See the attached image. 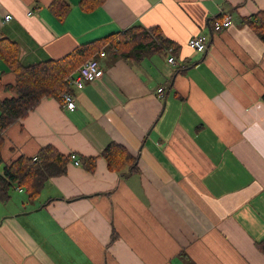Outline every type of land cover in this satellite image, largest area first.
Masks as SVG:
<instances>
[{"label":"crops","instance_id":"1","mask_svg":"<svg viewBox=\"0 0 264 264\" xmlns=\"http://www.w3.org/2000/svg\"><path fill=\"white\" fill-rule=\"evenodd\" d=\"M54 1L0 0V39L24 67L134 26L173 48L105 52L100 78L70 88L75 109L43 99L3 133L6 163L47 146L98 159L0 204V264H264V43L250 25L264 0H62L63 16ZM200 34L204 53L188 46ZM13 83L0 59V100ZM110 143L134 171L108 170Z\"/></svg>","mask_w":264,"mask_h":264},{"label":"trees","instance_id":"2","mask_svg":"<svg viewBox=\"0 0 264 264\" xmlns=\"http://www.w3.org/2000/svg\"><path fill=\"white\" fill-rule=\"evenodd\" d=\"M102 1L81 0L80 5L90 11L101 5ZM67 7L62 0H55L50 5V9L58 10L61 16ZM250 25L264 43V11L257 13ZM154 38L158 41H154ZM171 47L172 43L163 39L158 29L134 26L99 42L79 46L59 60L24 67L18 62L17 45L1 38L0 59L13 74L14 83L5 87L13 96L0 100V204L8 202L15 189L24 190L27 199L34 202L48 180L66 175L67 166L74 163L71 154L63 155L52 146L41 148L34 158L22 156L10 163L4 162L1 157L2 136L11 125L25 119L43 99L61 100L62 94L70 92L69 77L102 50L127 59L136 57L138 53L163 52ZM99 156L106 161L109 171L120 173L126 168H129V172L136 169L135 158L115 143L108 144ZM97 159L79 157L77 165L91 173L95 170Z\"/></svg>","mask_w":264,"mask_h":264},{"label":"built area","instance_id":"3","mask_svg":"<svg viewBox=\"0 0 264 264\" xmlns=\"http://www.w3.org/2000/svg\"><path fill=\"white\" fill-rule=\"evenodd\" d=\"M9 18V16L5 17V20H8ZM230 25V19L226 17L220 20H215L213 22V29L215 31H221L228 28ZM207 43L208 39L203 34L195 35L188 40V46L197 53H204L207 48ZM170 51L171 50H169V52ZM105 54L106 53L104 51H101L100 53L94 55L92 58L88 59L82 65H80L76 72L69 77V87L80 90L85 86L86 83L95 81L100 78V76L102 75V70L99 66L98 59L103 58ZM168 62L174 64V58H169ZM159 92H162V89H159ZM61 101L63 105L69 110H73L76 108V104L70 93L62 94ZM71 159L74 162L73 164L77 165V158L74 154H71Z\"/></svg>","mask_w":264,"mask_h":264},{"label":"rangeland","instance_id":"4","mask_svg":"<svg viewBox=\"0 0 264 264\" xmlns=\"http://www.w3.org/2000/svg\"><path fill=\"white\" fill-rule=\"evenodd\" d=\"M14 193H15V191H14V192H12V193H11V195H13ZM14 195L16 196V194H14Z\"/></svg>","mask_w":264,"mask_h":264}]
</instances>
